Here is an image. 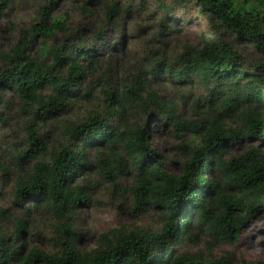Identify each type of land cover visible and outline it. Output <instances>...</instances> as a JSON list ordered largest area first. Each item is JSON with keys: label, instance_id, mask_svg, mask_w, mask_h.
I'll return each mask as SVG.
<instances>
[{"label": "trees", "instance_id": "16d2710c", "mask_svg": "<svg viewBox=\"0 0 264 264\" xmlns=\"http://www.w3.org/2000/svg\"><path fill=\"white\" fill-rule=\"evenodd\" d=\"M63 1L42 0L34 23L19 29L0 54V93L12 89L31 117L26 147L14 159L12 207L27 216L30 208L47 213L52 244L50 251L29 244L26 222L12 207H0V264H234L226 256H175L173 249L197 236L210 246H234L246 223L264 211V0H157L161 29L155 38L161 47L129 80L104 81L101 106L80 123L61 118L86 98L75 91L97 75V55L107 48L102 37L96 49L70 41L67 17H54ZM92 1H82L84 14H90ZM100 4L104 23L95 35L117 28L124 15L154 16L148 4L134 8L132 0ZM11 5L12 0H0V19ZM193 9L206 20L209 36L201 46L181 43L173 49L171 24L187 20L179 11ZM8 29L15 26L9 23ZM58 35L68 39L52 45ZM238 46L254 49L261 59L249 60ZM165 84L208 91L203 103H193L204 109L197 119L180 116L158 90ZM152 119L169 126L179 142L178 173L165 170L152 147ZM52 122L60 139L49 147L38 131ZM188 132L194 144L185 140ZM238 144L247 149L233 155ZM91 172L129 196L135 218L153 212L159 222L113 228L97 236L93 247L80 248L76 218L92 200ZM127 172L133 179L123 187Z\"/></svg>", "mask_w": 264, "mask_h": 264}, {"label": "rangeland", "instance_id": "374dc122", "mask_svg": "<svg viewBox=\"0 0 264 264\" xmlns=\"http://www.w3.org/2000/svg\"><path fill=\"white\" fill-rule=\"evenodd\" d=\"M83 0H64L56 7L54 17H67V26L71 34L70 41H82L89 49H96L100 45L99 38H104L102 43L107 51H101L97 55V75L86 77L84 83L75 93L87 94L85 99L77 100L62 115L61 121L68 120L80 123L91 113H96L104 100L101 87L104 81L111 84L119 83L123 78L129 80L135 71L145 64L157 47H161L155 33L160 30L159 20H155V4L157 0H132L134 8L139 4H148L153 17L147 19L132 15L123 16L117 23V28H110L106 33L95 35L103 25V10L100 3H110L112 0H93L88 7L90 14L82 11ZM126 4L130 0H116ZM42 0H12V5L0 19V54L6 52L15 42L19 29L29 27L37 19V11ZM177 12V9L175 10ZM195 9L186 12L179 11L178 17L184 16L187 20L174 21L171 24L172 43L171 47L177 49L181 43L201 46L202 41L208 38L206 20L199 16ZM90 15V16H89ZM158 15V14H157ZM9 23L15 26L14 31L8 29ZM63 37L58 35L52 45L61 44ZM65 38L64 40H67ZM242 51L249 60H260L252 48L245 47ZM37 46L32 48L31 53H36ZM151 59V57H150ZM2 63L0 62V70ZM110 68L112 71H110ZM158 90L164 92V96L178 107L180 116L187 120L197 119V113L203 111L201 107L194 108L193 103L197 100L203 103L208 91L201 85L189 87H175L161 85ZM48 91H45L47 94ZM35 109V106H33ZM0 113L4 119L0 124V207L9 208L14 204L15 171L14 159L26 147L27 131L29 130L31 117L22 107L18 96L12 89H5L0 93ZM148 121V119H146ZM39 121L34 120L37 124ZM151 131V143L157 152L159 160L165 170L178 173L183 160L182 151L178 148L179 142L169 126L158 119L149 120ZM60 126V123H59ZM58 125L52 122L41 127L38 133L43 142L51 147L60 139ZM185 140L192 141L191 132L185 134ZM247 149L245 144L234 145L231 149L233 155H239ZM89 177L91 183V202L81 209L76 218L78 243L80 248L94 246L97 236L113 228L120 226H155L159 218L151 212L146 217L140 215L135 218L130 211L131 200L127 194L113 191L108 184L102 182L95 172ZM132 173L122 178L121 185L128 187L133 179ZM13 215L26 222V241L31 245H37L41 249L50 251L51 244V221L47 213L41 209L30 208L27 216L21 207H12ZM26 208H28L26 206ZM206 239L197 236L195 242L184 244L173 249V255L191 253L201 256L203 259L226 256L234 264H264V211L248 221L241 231L240 239L234 246L208 245Z\"/></svg>", "mask_w": 264, "mask_h": 264}]
</instances>
